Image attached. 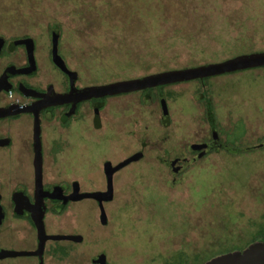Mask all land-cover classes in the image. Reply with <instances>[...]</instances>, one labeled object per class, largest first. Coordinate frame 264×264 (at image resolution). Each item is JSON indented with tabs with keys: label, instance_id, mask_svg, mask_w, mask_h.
Here are the masks:
<instances>
[{
	"label": "rangeland",
	"instance_id": "1",
	"mask_svg": "<svg viewBox=\"0 0 264 264\" xmlns=\"http://www.w3.org/2000/svg\"><path fill=\"white\" fill-rule=\"evenodd\" d=\"M55 32L62 54L90 85L109 84L264 53V0H0V35L36 39L44 58ZM204 90L214 98L224 132L245 123L234 146L244 151L214 154L175 175L155 158L181 156L198 141L197 92ZM165 93L168 128L154 103L134 137H117L122 149H143L146 159L115 176L109 225L99 214L85 218L76 211L54 220L70 222L85 236L75 257L83 253L89 260L105 251L112 264H200L247 248L264 229V150L255 148L264 141V68L212 77L203 86L174 85ZM117 122L122 129L123 115ZM86 150L75 142L60 168L72 158L73 179L101 188L103 160L92 161ZM91 205L86 200L83 208Z\"/></svg>",
	"mask_w": 264,
	"mask_h": 264
},
{
	"label": "flooded vegetation",
	"instance_id": "2",
	"mask_svg": "<svg viewBox=\"0 0 264 264\" xmlns=\"http://www.w3.org/2000/svg\"><path fill=\"white\" fill-rule=\"evenodd\" d=\"M41 51L39 42L32 37L0 35V264H112L105 251L89 260L83 253L75 257L74 247L85 244V236L70 222L56 225L54 220L76 211L78 217L85 218H89L90 213L99 214L100 223L104 227L109 225V219L103 224L99 201L71 198L76 192L79 195L107 192L106 165L111 163L115 168L141 154L140 160L114 174V197L103 203L105 210L113 203L115 176L146 159L143 149L139 152L130 147L122 149L116 144L117 137L124 134L134 137V130L142 124L143 117H152L154 103L161 109V126L168 128L172 115L165 89L178 84L117 96L85 98L90 88L113 83L90 85L83 71L64 57L60 43L59 55L65 68L55 61L53 41L44 58ZM210 79L193 82L203 86ZM131 96L136 97L131 99ZM197 99L202 111L196 119L198 141L187 147L181 156L172 158L165 154L155 158L159 166L171 169L175 175L184 174L191 165L200 164L214 154L244 151L234 146L245 133V123L239 122L231 134L226 133L218 123L211 92L198 91ZM121 115L125 124L122 129L117 122ZM148 130L150 127L146 125L145 132ZM96 134L98 141L94 142ZM75 142L88 147L86 151L91 153L92 161L99 164L100 158L103 160L101 171L106 185L104 182L101 188H96L73 179L72 158L67 159L64 169L60 168L61 159L69 152L70 156ZM143 144H148V140L144 139ZM255 148L264 150V141ZM255 148L248 147L246 151ZM86 200H91L92 205L83 208ZM40 216L45 229L42 237L36 222ZM68 236L81 237L82 241L61 239Z\"/></svg>",
	"mask_w": 264,
	"mask_h": 264
},
{
	"label": "water",
	"instance_id": "3",
	"mask_svg": "<svg viewBox=\"0 0 264 264\" xmlns=\"http://www.w3.org/2000/svg\"><path fill=\"white\" fill-rule=\"evenodd\" d=\"M32 41L26 40L25 42ZM60 37L58 33L53 34L54 56L58 66L65 68L64 60L59 55ZM264 68V53L239 56L234 59L224 61L222 63L209 64L197 68L163 72L139 79L121 81L105 86L94 87L87 90L85 98H97L107 96H117L122 94L134 93L162 86L193 82L196 80H204L216 76L232 74L252 69ZM194 148H197L196 146ZM200 148V147H198ZM141 154L126 161L125 163L113 168L111 163L106 165V174L108 179V191L105 193L80 194L75 193L71 199L79 201L85 198L95 199L100 202L102 210L103 224L108 223L106 210L103 206L104 202L113 200L114 197V174L127 166L128 164L140 160ZM174 165V163H171ZM40 237L45 235L43 217L40 216L36 220ZM61 239L81 242L82 238L78 236H68ZM207 264H264V241L256 242L250 245L244 251H235L221 255L209 261Z\"/></svg>",
	"mask_w": 264,
	"mask_h": 264
},
{
	"label": "trees",
	"instance_id": "4",
	"mask_svg": "<svg viewBox=\"0 0 264 264\" xmlns=\"http://www.w3.org/2000/svg\"><path fill=\"white\" fill-rule=\"evenodd\" d=\"M259 241H264V229L262 230V232L261 233H259V237L254 241V242H252V244H254V243H256V242H259ZM252 244H250V245H252ZM249 245V246H250ZM248 246V247H249ZM247 247V248H248ZM247 248H245V249H241V250H236V251H244V250H246ZM231 252H235V251H231ZM231 252H227V253H224V254H228V253H231ZM224 254H221V255H224ZM221 255H218V256H216V257H219V256H221ZM216 257H214V258H216ZM214 258H212V259H214ZM211 259V260H212ZM210 260V261H211ZM209 261H207L206 263H200V264H207ZM183 264H188V263H183Z\"/></svg>",
	"mask_w": 264,
	"mask_h": 264
}]
</instances>
